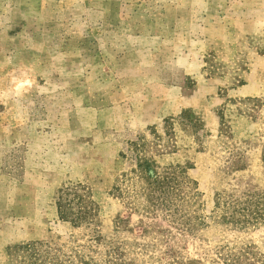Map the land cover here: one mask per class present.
Segmentation results:
<instances>
[{
	"label": "rangeland",
	"instance_id": "rangeland-1",
	"mask_svg": "<svg viewBox=\"0 0 264 264\" xmlns=\"http://www.w3.org/2000/svg\"><path fill=\"white\" fill-rule=\"evenodd\" d=\"M0 264H264V0H0Z\"/></svg>",
	"mask_w": 264,
	"mask_h": 264
}]
</instances>
